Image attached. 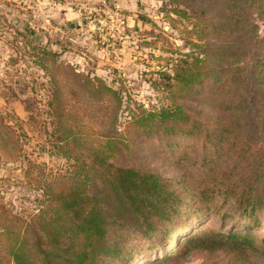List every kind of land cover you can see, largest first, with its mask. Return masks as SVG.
<instances>
[{
  "label": "trees",
  "instance_id": "obj_1",
  "mask_svg": "<svg viewBox=\"0 0 264 264\" xmlns=\"http://www.w3.org/2000/svg\"><path fill=\"white\" fill-rule=\"evenodd\" d=\"M167 1L193 22L195 42L159 73L164 101L125 105L119 125V93L86 78L87 97L112 104L89 142L53 107L55 144L73 166L43 181L35 213L0 206V264H135L155 248L140 242L158 236L168 250L147 264L192 253L264 264V0ZM147 152L177 174L149 168Z\"/></svg>",
  "mask_w": 264,
  "mask_h": 264
},
{
  "label": "rangeland",
  "instance_id": "obj_2",
  "mask_svg": "<svg viewBox=\"0 0 264 264\" xmlns=\"http://www.w3.org/2000/svg\"><path fill=\"white\" fill-rule=\"evenodd\" d=\"M67 1L0 0V24L26 30L20 44L12 36L7 50L0 47V206L20 217L39 208L44 180L73 166L55 144L53 107L63 111V122L77 137L89 142L105 134L112 104L87 97L86 78L101 79L119 93L122 125L125 105L153 109L164 101L159 73H171L181 55L190 52L188 43L195 42L193 22L173 15L167 0H95L85 16L66 7ZM57 10L76 19L60 22L52 16ZM256 24L263 36L264 22ZM150 155L140 158L149 168L168 177L177 174ZM211 223L218 227V220ZM158 237L140 242L155 248L135 264H147L168 250ZM205 260L192 253L181 264Z\"/></svg>",
  "mask_w": 264,
  "mask_h": 264
},
{
  "label": "crops",
  "instance_id": "obj_3",
  "mask_svg": "<svg viewBox=\"0 0 264 264\" xmlns=\"http://www.w3.org/2000/svg\"><path fill=\"white\" fill-rule=\"evenodd\" d=\"M52 16L58 17V20L60 22L67 21L69 20H75L76 16L73 13L65 12V11H59L57 10L55 13L52 14ZM15 24L10 25L9 23L6 24H0V42H2V45L0 44V47H2V50H7L6 49V44L10 42L12 39V36L18 37V42L20 44L21 37L24 40L23 37H26V30L25 28L21 29L15 25ZM69 27H75L73 23H69ZM8 51H6V54Z\"/></svg>",
  "mask_w": 264,
  "mask_h": 264
},
{
  "label": "built area",
  "instance_id": "obj_4",
  "mask_svg": "<svg viewBox=\"0 0 264 264\" xmlns=\"http://www.w3.org/2000/svg\"><path fill=\"white\" fill-rule=\"evenodd\" d=\"M95 0H68L64 5L69 9H75L82 16L87 15L90 12L89 5Z\"/></svg>",
  "mask_w": 264,
  "mask_h": 264
}]
</instances>
